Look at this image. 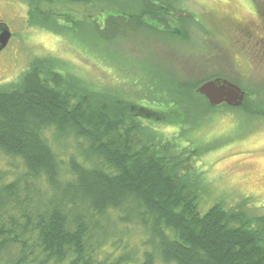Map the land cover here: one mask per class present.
<instances>
[{
  "label": "trees",
  "instance_id": "obj_1",
  "mask_svg": "<svg viewBox=\"0 0 264 264\" xmlns=\"http://www.w3.org/2000/svg\"><path fill=\"white\" fill-rule=\"evenodd\" d=\"M62 1L26 0L27 16L63 31L88 25L93 37L107 39L110 32L122 38L146 30L186 42L190 22L196 23L183 0H72L97 11L91 23L46 11ZM82 45L113 76L140 68L123 58L113 68L102 57L112 59L106 47ZM56 65L35 58L15 82L0 86V156L10 160L0 169V264H132L136 252L127 244L134 230L144 236L140 264H264V215H248L243 202L201 213L203 177L194 163L203 155L192 141L195 122L209 110L264 118L256 96L247 94L238 108L209 109L194 91L221 74L174 81L172 91L159 87L152 94L144 84L115 78L121 87L86 93L70 69ZM197 98L206 112L191 120ZM145 103L180 120L144 121L132 108ZM161 126L174 127L175 139L186 145L163 138ZM50 133L56 143L73 142V153H56Z\"/></svg>",
  "mask_w": 264,
  "mask_h": 264
},
{
  "label": "rangeland",
  "instance_id": "obj_2",
  "mask_svg": "<svg viewBox=\"0 0 264 264\" xmlns=\"http://www.w3.org/2000/svg\"><path fill=\"white\" fill-rule=\"evenodd\" d=\"M25 1L0 0V21L11 33L8 45L0 52V86L15 82L35 58L47 57L57 63L56 66L70 69V75L72 73L78 79L77 85L90 90L86 93L100 91V86L113 87V83L121 87L115 78L129 81L134 86L135 82L144 84L152 94L153 89L159 87L172 91L174 81L198 82L221 74L225 77L223 79L236 81L247 97L256 96L257 105H264V0H183L186 12L196 21L189 24L186 42L173 41L164 32L138 30L134 36L125 32L122 38L110 32L107 39L106 35L93 37L88 25L68 28L70 31H63L49 19L38 25L27 16ZM73 3L72 0L55 2L46 11L58 12L67 20L77 18V21L91 23L97 11L89 5ZM73 40L77 46L68 42ZM86 42L90 49L95 45L106 47V52L113 55L112 59L109 60L106 54L102 57L113 68L120 66L123 60L140 68L127 76L121 72L113 76L98 59L94 60L90 53H85L82 44ZM251 90H254L253 94ZM122 97L131 100L127 94ZM140 105L136 106L139 109H132L144 121L157 118L158 121L180 120L171 111L160 113L159 106ZM205 112V106L197 98L188 114L194 116L191 120H195ZM240 115L242 117L225 108L214 110V113L209 110L201 124L199 121L194 124L198 130L192 141L198 144L199 155H203L196 157L198 160L194 163L195 171L203 177V192L198 203L201 213L213 204L230 209L243 202L248 215H264V118ZM235 126L239 136L232 132ZM158 129L163 138H173V141L186 145L187 142L175 139L174 127L161 126ZM48 138L55 152L64 158L73 153L75 146L70 140L56 143L52 133ZM7 163L10 160L0 156V169ZM141 239H144L142 232L134 230L128 241L129 251L136 252L132 264L141 263Z\"/></svg>",
  "mask_w": 264,
  "mask_h": 264
},
{
  "label": "water",
  "instance_id": "obj_3",
  "mask_svg": "<svg viewBox=\"0 0 264 264\" xmlns=\"http://www.w3.org/2000/svg\"><path fill=\"white\" fill-rule=\"evenodd\" d=\"M10 38L11 34L7 26L0 23V52L6 48ZM194 92L204 98L212 108L219 105L238 108L242 106L245 98L244 91L223 78L209 80L198 86Z\"/></svg>",
  "mask_w": 264,
  "mask_h": 264
},
{
  "label": "flooded vegetation",
  "instance_id": "obj_4",
  "mask_svg": "<svg viewBox=\"0 0 264 264\" xmlns=\"http://www.w3.org/2000/svg\"><path fill=\"white\" fill-rule=\"evenodd\" d=\"M244 32H246V31H244ZM211 80V79H210ZM209 81V80H208ZM207 82V81H206ZM230 83H232V84H235V85H237V83H236V81H234V80H232V81H229ZM237 86H239V85H237ZM240 87V86H239ZM241 88V90H243L244 91V89L242 88V87H240ZM245 92V91H244ZM246 95H247V93L245 92V97H246ZM204 99V98H203ZM244 100H245V98H244ZM204 101L206 102V100L204 99ZM206 104H207V102H206ZM207 106H208V104H207ZM220 106H222V105H220ZM220 106H218V107H220ZM225 106V105H224ZM209 107V106H208ZM218 107H216V108H218ZM216 108H211V109H216Z\"/></svg>",
  "mask_w": 264,
  "mask_h": 264
},
{
  "label": "bare ground",
  "instance_id": "obj_5",
  "mask_svg": "<svg viewBox=\"0 0 264 264\" xmlns=\"http://www.w3.org/2000/svg\"><path fill=\"white\" fill-rule=\"evenodd\" d=\"M0 23H2V24H4L2 21H0ZM9 30V29H8ZM11 34V33H10ZM216 79V78H215ZM228 81V80H227ZM235 85V84H234ZM201 86V85H200ZM237 86V85H236ZM239 87V86H238ZM240 88V87H239ZM241 89V88H240ZM243 91V90H242ZM209 106V105H208ZM220 106V105H219ZM210 107V106H209ZM218 107V106H217ZM210 108H212V107H210ZM214 108H216V107H214Z\"/></svg>",
  "mask_w": 264,
  "mask_h": 264
}]
</instances>
